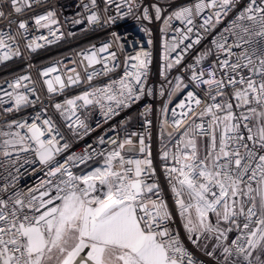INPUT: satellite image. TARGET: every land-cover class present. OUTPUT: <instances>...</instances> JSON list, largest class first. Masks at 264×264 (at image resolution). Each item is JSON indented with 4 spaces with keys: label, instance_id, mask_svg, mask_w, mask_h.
<instances>
[{
    "label": "snow or ice",
    "instance_id": "1",
    "mask_svg": "<svg viewBox=\"0 0 264 264\" xmlns=\"http://www.w3.org/2000/svg\"><path fill=\"white\" fill-rule=\"evenodd\" d=\"M31 2L32 0H11V5L15 13H21L24 7L31 6ZM92 3L95 5L96 0H92ZM124 3L128 4L131 11L134 0H124ZM233 5L234 0H199L194 8L183 6L172 11L164 20V25L167 27L173 19L192 25L193 17L200 15L206 8H219L214 13L218 22L221 12L226 13ZM119 7L117 4V8ZM152 7L155 19L160 20L162 6ZM2 16L4 13L0 11V17ZM53 17L54 13L48 12L45 16L37 17L35 23L47 27V24L41 22L54 24L56 21ZM143 18L151 19L148 8H144ZM97 19L95 14L88 17L89 23ZM237 19L248 23L233 25L238 29L233 33L236 37L233 45L213 41L217 49L227 52L229 57L233 55L232 47L243 49L237 55L235 63H231L229 59L220 62L219 67L226 70V80L217 78L215 64L207 73L208 79H203V71L199 74L193 72L191 79L214 86L218 96H224V89L231 86L232 97L237 101L236 108L242 111L237 115L230 101L215 102L214 96L212 104H206L196 113L191 104L199 107L202 101L189 91L187 104L181 101L178 105L182 109L187 107V111L181 115L187 117L189 113H193L200 118L209 116L208 128L205 129L201 123L184 131L185 137H189V132L194 135L181 141L183 148H178L177 154L173 156L177 166L166 169V172L170 183L174 179L179 185L177 188L176 184H172L171 190L176 196L175 204L188 240L193 245L199 247V240L205 233L215 234V247L222 248L223 254V261L218 264H264V0L260 4H257V0H250ZM212 20L213 16L209 15L204 19L202 27L209 25ZM19 28L26 29V24L20 22ZM191 31V27L187 28V32ZM187 38L186 34H182V39L173 43L170 48L165 42L163 47L166 51L162 60L167 61L169 51H175L179 43ZM12 39L13 37L0 33V49H8L7 41ZM195 42L199 43V40ZM148 43L151 44L152 41L149 40ZM33 46L40 47L35 41L28 45L29 48ZM191 46L187 45L188 48ZM108 49L109 45L105 44L98 50L99 53L107 52V58L98 59L96 51L82 55L90 66L108 58L114 63L117 54L108 52ZM16 54L18 53L5 51L0 59L7 60L10 55ZM207 54L202 53L197 57L196 63L200 64ZM128 60L134 61L131 65L134 71H125L118 82V91H113L112 85H108L97 89L96 93H85L67 100L66 105L72 109V115L67 118L71 120L75 115L77 100H82L85 105L93 103L90 96H95L98 104L104 100L115 101L117 104L124 103L127 98L138 100L144 93L143 80L148 75L151 53L137 52L129 56ZM180 60L181 57H177L173 63L162 66L161 76L173 64H179ZM104 66L106 71L111 70L107 62ZM244 68L249 70L250 75L247 77L239 75ZM56 71L57 68L51 67L41 75L48 76ZM229 73L238 74L239 79ZM68 79L70 83H76L79 77L75 80L72 77ZM88 79L91 80L92 76L89 75ZM28 80L30 77L22 76L9 87L14 91L27 88L23 82ZM55 80L61 88L64 87L60 76H56ZM133 82L139 86L138 93ZM45 83L50 93L55 91L52 80H46ZM182 83V79L176 77L175 90H180ZM160 94L164 95L163 89ZM4 95L14 99L17 109L30 102L29 96L19 91H16L14 97L13 92H5ZM55 108L60 111L63 106L57 103ZM6 111L10 112L12 109ZM39 119L40 116L37 115L36 120ZM42 123L43 126L36 121L30 124L27 121H13L10 128L15 125L27 132L0 133L8 137L3 145L5 149L12 148L18 152H34L39 163L48 168L49 177L56 178L59 175L67 178L60 179L57 183H53L51 179L43 182L48 187L43 191L37 189L38 196L32 195L34 190L29 189L27 195L16 192L8 199H0V264H197L193 255L184 247L179 233L173 234L167 227L166 222L172 219L167 204L163 200L146 198V193L159 188L158 184L148 185L142 179L145 170L142 165L151 168V159L126 160L121 155L125 145H132L130 139L121 143L119 150L109 152L102 167L77 176L67 167L68 162L74 159L84 162L88 157L69 156L64 164L57 163L53 166L55 156L61 148L56 136L51 135L55 129L54 123L50 119H44ZM186 123L187 120H177L175 127L179 129ZM76 124L84 126L78 118ZM46 134L50 138L45 139ZM200 135L210 136V143L203 157L199 154L195 138ZM139 143V151L144 153L146 148L143 137ZM63 147L66 149L68 146L65 144ZM3 155L10 157L12 153L5 150ZM163 157L167 158L168 153L164 152ZM125 165L135 167L133 169ZM98 185L106 188L102 195L96 194ZM3 191H7V187ZM185 192L187 200L184 199ZM211 215L216 217L215 224L210 219ZM239 217H243L242 223L238 222ZM221 222L229 227L221 228ZM233 226L238 234L229 240L228 233L234 230ZM193 234H196L195 238ZM206 254L213 256L212 251Z\"/></svg>",
    "mask_w": 264,
    "mask_h": 264
},
{
    "label": "built area",
    "instance_id": "2",
    "mask_svg": "<svg viewBox=\"0 0 264 264\" xmlns=\"http://www.w3.org/2000/svg\"><path fill=\"white\" fill-rule=\"evenodd\" d=\"M198 2L199 0H134V6L129 11V6L124 3V0H96L95 5L92 0H32L30 7H24L21 13H15L11 0H0V11L4 13V16L0 17V33L13 37L12 40L7 41L8 49H0V57L5 51L18 53L10 55L7 60L0 59V133L20 131L25 134L27 132L26 129H18L15 125L10 128L9 125L13 121H27L29 124L36 121L43 126V120L50 119L55 125L51 135L56 136L58 146L61 148L55 156L53 166L57 163L64 164L69 156L88 157L84 162L78 159L68 162L67 167L77 176L85 175L96 167H102L107 154L113 150H119L118 146L130 139L132 145H125L121 155L126 160L150 158L151 168L142 165L145 169L142 179L145 184L155 183L159 186L158 190L154 189L153 192L146 193V198L163 200L167 204L172 216V219L166 222L167 227L173 234L179 233L184 247L193 255L197 264L200 262L218 264L223 261V254L222 248L215 247L217 244L215 234L205 233L201 236L199 247L188 240V234L175 204L176 196L171 190L172 184H176V181L172 179L170 183L166 169L177 166L173 156L177 154L178 148H183L181 141H186L194 135L189 132L190 136L185 137L183 133L187 128H194L196 124L201 123L205 129L208 128L209 116L200 118L193 113H189L187 117L181 115L187 111V107L182 109L178 105L181 101L187 104L189 91L202 101L199 107L194 103L191 104L196 113L200 112L206 104H212L214 96L215 102L230 101L237 115L242 111L236 108L237 101L232 97L231 86L224 89V96H218L214 86L210 87L199 81H193L191 77L193 72L199 74L203 71L205 73L203 79H208L207 73L215 64L217 78L226 80V70L219 67L220 62L229 59L231 63H235L237 55L243 49L232 47L233 55L229 57L227 52L217 49L213 41L226 42V45L234 44L236 37L233 33L238 29L233 25L248 23L238 20L237 17L250 0H234V5L230 6L226 13L221 12L218 22L214 13L219 8H206L200 15L193 17L192 25L175 19L171 20L167 27L164 25V20L172 11L183 6L194 8ZM260 3L261 0H257V4ZM117 4L120 5L119 8ZM153 5L162 6L160 20L155 19ZM144 8H148L150 20L143 18ZM48 12L54 13L53 19L56 23L42 21V24L48 26H38L35 19L47 15ZM93 14L98 19L89 23L88 17ZM209 15L213 16L212 22L202 27L204 19ZM20 22L26 24V29L19 28ZM189 27L192 28L190 33L187 32ZM182 34H186L188 38L183 39L175 51H169L167 61L162 60V55L166 51L163 47L164 43L167 42L170 48L173 43L182 39ZM149 40L152 41L151 44L148 43ZM197 40L199 43L195 42ZM33 41L40 47L29 48L28 45ZM105 44L109 45L108 52L117 54L115 62L113 63L110 58L106 61L101 59L100 63L90 66L82 54L96 51L98 59L107 58V52L99 53L98 51ZM187 45L192 46L188 48ZM141 51L151 53V64L147 78L143 80L144 93L138 100L120 97L125 99L122 104L107 100L98 104L95 102V96H90L93 103L85 105L82 100H77L75 115L71 120L67 118L72 115V109L65 103L67 100L75 99L85 93H96L97 89L108 85H112L113 91H118V82L125 71H134L131 67L134 61L128 60V57ZM202 53L208 54L200 64H197L196 59ZM177 57H181L180 63L173 64V67L167 69L165 75L161 76L162 66L173 63ZM105 62L110 71L105 70ZM51 67L57 68V71L48 76L41 75L43 71ZM89 75L92 76L91 80L88 79ZM229 75L239 79V75L247 77L250 73L247 68H244L240 70L239 75L236 73H229ZM22 76L30 77V80L23 82L27 88L22 87L14 91L9 87ZM56 76H60L64 83L63 88L56 82ZM77 76L79 80L76 83L69 82V77L75 80ZM178 76L183 83L180 90H175ZM46 80H52L54 92L48 91ZM134 87L138 93L139 86L134 84ZM161 89L164 95L160 94ZM16 91L27 94L30 101L22 104L18 109L14 105V99L4 95L5 92H13L14 97ZM57 103L63 106L62 110L58 111L55 108ZM9 108L12 111H6ZM37 115L40 116L39 120H36ZM77 118L83 122V127L76 124ZM177 120H187V123L184 127L177 129L175 127ZM70 124L72 127H69ZM141 137L144 139L146 148L144 153L139 151ZM44 138L48 139L50 136L46 134ZM196 138L202 142L198 143V147L199 154L203 157L210 143V136L200 135ZM217 138H219V130H217ZM5 139L8 137L0 135V199H8L16 192L27 195L29 189L34 190L32 195L38 196L39 191L48 187L43 182L51 179L53 183H57L60 179L67 178L59 175L56 178L49 177L48 168L39 163L34 152L5 149L3 145ZM65 144L68 146L66 149L63 147ZM5 150L12 155L5 157L3 155ZM164 152L168 153L167 158L163 157ZM91 164L95 166L85 170ZM116 167L118 169L119 165L117 164ZM125 167L134 169L135 166L125 165ZM5 187L7 191H3ZM176 187L179 188V185L176 184ZM37 189L39 191H36ZM104 191L106 188L98 185L96 194L102 195ZM184 199L187 200L186 192ZM212 217L213 215L210 219L215 224L216 221L212 220ZM238 222L242 223L243 217H239ZM220 227L227 228L229 225L221 222ZM233 229L228 233L229 240L234 239L238 234L234 226ZM195 235L193 234V238ZM209 251L213 252V256L206 254Z\"/></svg>",
    "mask_w": 264,
    "mask_h": 264
},
{
    "label": "crops",
    "instance_id": "3",
    "mask_svg": "<svg viewBox=\"0 0 264 264\" xmlns=\"http://www.w3.org/2000/svg\"><path fill=\"white\" fill-rule=\"evenodd\" d=\"M192 214H193V217H195L194 210H193V213H192ZM193 219H195V218H193ZM212 220L216 221V217H215V215H213Z\"/></svg>",
    "mask_w": 264,
    "mask_h": 264
},
{
    "label": "trees",
    "instance_id": "4",
    "mask_svg": "<svg viewBox=\"0 0 264 264\" xmlns=\"http://www.w3.org/2000/svg\"><path fill=\"white\" fill-rule=\"evenodd\" d=\"M93 166H95V164H91V165H89L88 167L85 168V170L90 169V168H92Z\"/></svg>",
    "mask_w": 264,
    "mask_h": 264
},
{
    "label": "rangeland",
    "instance_id": "5",
    "mask_svg": "<svg viewBox=\"0 0 264 264\" xmlns=\"http://www.w3.org/2000/svg\"><path fill=\"white\" fill-rule=\"evenodd\" d=\"M190 136V135H189ZM191 137H192V135H191ZM196 138V137H195ZM197 139V138H196ZM197 143H199V144H201L202 142L200 141V140H198L197 139ZM193 218H195V217H193Z\"/></svg>",
    "mask_w": 264,
    "mask_h": 264
}]
</instances>
